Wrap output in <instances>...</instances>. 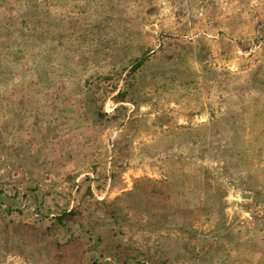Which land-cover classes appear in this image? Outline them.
<instances>
[{"label":"rangeland","instance_id":"1","mask_svg":"<svg viewBox=\"0 0 264 264\" xmlns=\"http://www.w3.org/2000/svg\"><path fill=\"white\" fill-rule=\"evenodd\" d=\"M146 257L264 264V0H0V264Z\"/></svg>","mask_w":264,"mask_h":264},{"label":"trees","instance_id":"2","mask_svg":"<svg viewBox=\"0 0 264 264\" xmlns=\"http://www.w3.org/2000/svg\"><path fill=\"white\" fill-rule=\"evenodd\" d=\"M146 59L145 58H142L141 60L140 59H136L134 61V64L129 68L128 72H127V82L129 79H133L134 78V74L135 72H137L140 67L143 65L144 61ZM130 83H127V86L129 85ZM130 88H127V89H120L118 91V93L114 96L115 99L118 101V102H124V101H127V99L129 98V94H130ZM125 108L123 105L122 106H119L117 107L116 109L119 110V109H123ZM99 115H103V113L99 112ZM146 183V182H149V179H139L136 183V186H135V189L131 190V191H128L124 194V196H127L125 199H130V197H132L134 200H138L139 201H151L153 198H156L160 195V197H163L164 195H169V197H174V195L179 192V189H177V187L174 188V190H172L171 192H164L162 189L159 191V188L155 186H153L151 189H144L141 187V184L142 183ZM142 192L143 194L140 195L139 192ZM89 194H92L91 191L89 190ZM119 198V199H118ZM115 201H110L108 199H102V200H95V203L96 205H101V206H105L106 209H105V212L109 215L110 218H112L116 224H118L119 222H121V220H125L124 216V205L122 203H120L119 201H121L123 198L122 196L121 197H118ZM175 206V205H174ZM182 211V208L181 207H177V208H174L173 210V213L175 214L176 212H181ZM82 215V212L77 209V208H73L71 209L70 211L68 212H65L57 217H55V220L57 221V223H59L60 226H63V227H66L67 226V223L72 221V222H75L76 221V218L78 216ZM67 217H70L67 219ZM147 259H145L144 261H137L139 262L140 264H166L167 261H153L150 259V257H146Z\"/></svg>","mask_w":264,"mask_h":264}]
</instances>
